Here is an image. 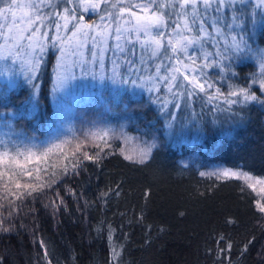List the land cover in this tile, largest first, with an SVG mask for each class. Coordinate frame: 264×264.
<instances>
[{
    "label": "trees",
    "instance_id": "1",
    "mask_svg": "<svg viewBox=\"0 0 264 264\" xmlns=\"http://www.w3.org/2000/svg\"><path fill=\"white\" fill-rule=\"evenodd\" d=\"M249 43L264 47V22ZM57 55L51 47L46 51L33 81L39 85L40 111L24 118L14 113L31 86L24 75L3 71L0 61V125L10 121L19 138L53 133ZM255 62L245 50L230 64L223 62L230 71L210 68L207 74L224 91L229 83L239 84L264 99L263 89L251 83ZM10 81L14 88L9 89ZM148 89V83L107 84L99 94L74 102L68 151L38 165V172L30 168L31 177L19 174L9 183V176L0 175V205L11 201L13 211L9 217L0 207V218L10 221L4 227L11 229L0 231V264H111L114 253L120 254L117 264H264V214L250 181L199 175L223 168L264 175V104L228 106L221 100L203 105L197 100L189 121L178 118L183 108L176 110L174 128L185 127L168 134L165 114ZM121 128L133 138L155 136L157 147L148 161L125 159L131 145L118 136L108 138L107 146L85 140L86 133ZM84 153L94 159H84ZM17 183L22 187L17 189Z\"/></svg>",
    "mask_w": 264,
    "mask_h": 264
},
{
    "label": "snow or ice",
    "instance_id": "2",
    "mask_svg": "<svg viewBox=\"0 0 264 264\" xmlns=\"http://www.w3.org/2000/svg\"><path fill=\"white\" fill-rule=\"evenodd\" d=\"M62 2L64 5H72L74 0H62ZM0 3H8V0H0ZM101 5L105 7L102 8ZM79 6H83L84 12L96 9L103 11L104 15L100 16L102 23L99 25L85 23L84 16L78 15ZM242 6H245V0H139V2H134V0H79L77 7L65 6L61 9L60 3L54 0H27L26 3L20 4H17V0H11V3H8V10L12 11L13 26H15L16 19L15 11H13L15 7L27 8L30 14L24 13L25 27L23 29H19L14 35L0 31V35L12 39L14 43L23 39L30 42L35 41V43H30L29 47L38 49L40 53L33 59L25 61L28 67L24 75L31 86V91L20 101L21 108L14 113V116L31 117L40 111L39 85L33 81L37 78L36 74L44 62V38L59 42L57 48L59 55L53 67L52 92L54 96L75 78L72 69L77 66L80 67L82 75L91 74L88 70L90 65L98 67L101 70L99 79L103 81L106 56L111 53L107 59L112 64V75L107 79L113 83L122 84L129 82L136 84L137 81H140L142 85L149 83L150 92L155 91L161 94L156 95L153 102L159 105L162 113L171 117L166 121L168 134L182 131L185 127L184 124H180L174 128L173 121L176 116L174 112L168 111L170 104L175 109L192 107L197 100L203 105L218 103L221 100L228 106L250 101L264 104V99L251 91L249 86L229 83L228 90L224 91L221 86H218L217 79L210 78L206 72L209 68H220L221 72L230 71V68L223 62L228 61L230 64L233 57L247 50L259 54L260 60V76L256 77L253 73L251 83H259L260 88L264 89V49H253L249 43L251 39L249 33L256 27V13L254 10L249 12L246 22L245 12L241 10ZM262 6H264V0H259L254 5V7ZM134 8L137 11H134ZM44 9L48 11L45 12ZM4 11L5 9L0 8V13ZM229 15L231 16L230 23L226 22ZM46 20L53 26L56 33L63 29L65 35L63 37L49 36L48 32H41V27H34L37 22L43 26ZM13 26L9 27V32L12 31ZM2 27L3 25H0V28ZM237 29L240 30L237 31ZM26 31H30L27 37L24 36ZM109 40L113 43L109 44ZM89 41H91L90 59L85 57V47ZM19 55L20 53H16L17 57ZM72 57L75 59L70 63L69 59ZM122 65L124 66L123 72L120 70ZM245 84L247 85V81ZM15 86L14 81L8 84L9 89ZM164 92L167 95H163ZM4 95L6 96L7 93ZM169 96L171 99L168 98ZM241 97L243 100L240 99ZM5 126L10 130L5 133L6 136L15 133L16 129L10 121L6 120ZM193 127L198 126L193 125ZM115 136L123 139L125 144L131 145L132 154L125 155V159L133 161L135 157V162L141 164L150 159L153 149L157 147L155 136L152 140L133 138L122 128L119 132H113L111 129L92 131L85 134V140L90 137L91 141L99 140L107 146V139ZM10 143L16 149V157H9L8 152L4 151L0 154V163L14 165L24 176L31 177L33 172L27 170L28 165L33 163L39 165L47 159L48 153H51L53 148L62 150V145L70 141L65 138L60 143L47 147L43 155H35V159H33L34 153L31 149L38 146L22 145L28 153L24 156L23 162L17 158L23 155L19 151L21 145L15 142ZM0 147L7 149L9 142L0 139ZM80 147V144H76V152L80 151ZM123 152L124 150L122 154ZM83 155L86 160L94 159L87 153ZM98 156L99 153L96 154V157ZM76 167L73 165L74 169ZM36 171L38 172L39 168ZM0 175L3 174L0 173ZM199 175H212L217 178L234 177L245 181L250 179L249 173L233 171L230 168L217 169L213 172L201 171ZM9 183H11V176H9ZM257 184L260 185L258 194L261 199H264V179L258 178L257 183H250L248 187L256 192ZM15 187L19 189L22 185L17 183ZM23 187L34 188L32 185H23ZM5 189L10 195H15L10 192L8 184L5 185ZM103 196H107V193ZM256 204L259 212L264 214V204L260 200H257ZM0 207H3L9 217L13 215V211L9 210L12 207L11 201L7 206L0 205ZM6 223H10L6 217L0 218V231L11 230L4 227ZM220 239L223 240V236ZM41 244H43L42 241ZM227 247L231 248V244L229 243ZM246 248L247 246L245 250ZM220 251L223 252L224 249ZM45 255H48L47 251ZM114 255L117 259L111 264H117L120 258L119 253H114ZM48 264H51V260Z\"/></svg>",
    "mask_w": 264,
    "mask_h": 264
},
{
    "label": "rangeland",
    "instance_id": "3",
    "mask_svg": "<svg viewBox=\"0 0 264 264\" xmlns=\"http://www.w3.org/2000/svg\"><path fill=\"white\" fill-rule=\"evenodd\" d=\"M27 0H17V4L20 3H26ZM54 2L60 3V8L63 7H77L79 5V0H74V3L72 5H64L62 0H54ZM134 2H139V0H134ZM259 2V0H245V6H242L241 10L245 12V21H248V13L251 11H255L256 13V27L260 26L262 22H264V6L262 7H254ZM8 3H11V0H8ZM8 3H0V8L5 9L3 13H0V25H3L2 28H0V31H3L5 33H8V35H14L16 32L19 31V29H23L25 27L24 23V13L28 12L30 14L29 9L23 8L20 9L18 7H15L13 11H15L16 19H15V26H13V15L12 11L8 10ZM101 7H105L104 5H101ZM134 11H137V9H133ZM45 12L48 11V9H44ZM78 15L84 16V22L89 24H101L100 16L104 15L103 11L100 9H96L95 11H88L84 12L83 6L78 7ZM226 22H231V16L229 15L226 19ZM60 23L62 24L63 21L61 20ZM12 27V31L9 32V27ZM39 26L41 27V32H48L49 36L59 35L63 37L65 35V31L61 29L59 33H56L55 29L52 25L48 23V21H44V25L41 26L39 22H37L34 27ZM69 27L71 28V23L69 24ZM249 27L251 25L249 24ZM240 29H237L239 31ZM255 29L251 30L249 35L254 37ZM30 34V31L24 32V36L27 37ZM44 47L45 52L43 53V57L46 54V51L51 47L52 49H56L59 47V42H52L48 40L47 38H44ZM35 43V41H28L27 39L20 40L18 43H14L12 39H7L6 36L0 35V61H2V64L5 68H3V71L6 72H13L14 75H24V72L26 71L28 65L25 63L27 60L33 59L35 55H39V50L35 48H30L29 44ZM55 43V46H54ZM113 41L109 40V44H112ZM251 44V43H250ZM91 48V41L88 42V45L85 47V57L90 59V52L89 49ZM253 49H264V47H260V45H255ZM16 53H20L19 57L16 56ZM256 62H255V70L254 73L256 74V77L260 76V60H259V54L252 53ZM59 55V52H58ZM57 55V56H58ZM111 53H108L107 56H110ZM105 60V68L103 69L105 79L102 81L99 79V73L100 69L95 66H89V72L91 74L88 75H82L81 69L79 66L72 69V73L74 75V79L70 80V82L66 85V87L53 95V92L51 93V100L52 104L55 108L56 115L53 116L54 120V129L53 133L49 136H44L40 139L34 138L35 140L31 139H25L23 137H18L16 133L11 134L10 136H6L5 133H8L10 130L8 128H5V126L0 125V139L5 140L6 142H9V147L7 149L0 147V154H2L4 151H7L9 154V157H16V149L11 146L10 142H15L17 144H20L21 147L19 151L23 153V155H20L17 157L21 162L24 160V156H26L28 153L23 148L22 145H29L31 147L32 145H36L38 147L32 148V152L34 153L33 159H35V155H43L44 149L47 147L53 146L55 144L60 143L65 138L70 141V143L62 145V150H58L56 148H53V151L51 153H48L47 159L45 161H42L39 165L43 166L46 162H48L52 157L59 156L63 154L64 152L68 151L72 145V135H73V129H72V108L73 104L76 101H79L85 97H87L89 94L102 90V87L105 89L107 87V84H117L119 87H126V84L122 83H113L110 79H107V77L112 75V64L107 59ZM75 59L74 57L69 59V62L71 63V60ZM210 69V68H209ZM206 69V72L208 73V70ZM122 72L124 71V66H121L120 69ZM53 73V71H52ZM7 75V74H6ZM25 76V75H24ZM95 76V78H94ZM54 78V77H53ZM35 83V82H33ZM38 83V82H37ZM131 84V82H129ZM136 84H139L140 86H146L147 83L141 84L140 81H137ZM259 85V83H256ZM124 85V86H123ZM260 86V85H259ZM148 87H151V85L148 83ZM53 88V85H52ZM264 91V89H263ZM156 95H161L160 93H155ZM99 94V93H98ZM163 95H167L166 92L163 93ZM171 99V97H168ZM182 103V102H181ZM175 108L172 107V105H169L168 111L174 112L176 114ZM181 115L178 116V118L182 121L189 118L187 121H189L195 114H194V107H184L182 110H180ZM165 114V122L171 117L167 116ZM220 113L218 116H221ZM207 119V118H206ZM173 121V125H174ZM180 122V121H179ZM7 159V158H6ZM37 164L33 163L28 165L27 170L30 168L36 169ZM225 169V168H223ZM233 171H239L238 169L230 168ZM0 172L3 173L4 176H11L15 177L18 176L20 173L14 165H8L0 163ZM264 179V175L260 176H250V183H257V179ZM260 185L257 184V191L254 192L256 195V199L260 200L262 204H264V199H261L260 195L258 194V189Z\"/></svg>",
    "mask_w": 264,
    "mask_h": 264
}]
</instances>
